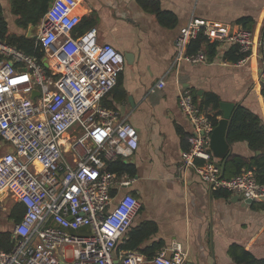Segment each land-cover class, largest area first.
<instances>
[{
    "label": "built area",
    "instance_id": "2783aa9c",
    "mask_svg": "<svg viewBox=\"0 0 264 264\" xmlns=\"http://www.w3.org/2000/svg\"><path fill=\"white\" fill-rule=\"evenodd\" d=\"M77 8V0H53L37 25L34 37L46 66L43 59L0 39V148L4 143L12 147L0 153V194L24 206L11 228L10 249L0 250V264H187L179 242L151 256L114 251L141 205L122 191L133 177L108 166L128 159L139 137L119 110L101 103L117 84L124 56L111 44L99 43L94 28L77 31ZM199 33L216 48L237 47L243 55L238 64L254 43L250 29L193 17L174 39V63L207 59L203 49L187 51ZM260 49L264 78V30ZM58 55L66 60L59 61L64 70L50 64ZM164 85L158 79L150 91ZM35 89L39 93L33 96ZM178 107L191 126L178 169H193L211 192L225 190L264 203V183L252 170L226 176L214 162L210 139L216 125L189 89H180Z\"/></svg>",
    "mask_w": 264,
    "mask_h": 264
},
{
    "label": "crops",
    "instance_id": "0c3cea01",
    "mask_svg": "<svg viewBox=\"0 0 264 264\" xmlns=\"http://www.w3.org/2000/svg\"><path fill=\"white\" fill-rule=\"evenodd\" d=\"M77 1L81 16L78 26L94 28L99 43L111 44L124 56L117 84L101 103L119 110L138 133L137 148L123 160L135 167V174L122 191L132 194L141 205L131 227L147 220L156 224V232L141 247L154 243L168 247L179 242L187 264H236L229 254L232 244L264 257V203H245L233 194L217 197L193 169H178L191 132L178 107L181 88L189 89L209 115L215 110L200 104L205 93L216 95L219 103L243 104L264 122V78L260 76L264 0H157L161 10L172 16L170 25L158 21L148 10L147 0ZM193 17L223 22L231 28L243 27L237 22L239 18H251L248 29L253 32L254 43L248 58L239 64L224 60L223 54L231 46L221 45L215 55L198 64L174 63V39L179 28ZM10 31L21 32L15 23ZM59 61L66 60L61 55L50 58L58 71L64 69ZM158 79H163L164 87L150 91ZM219 110L217 122L223 117L220 106ZM231 154L247 158L253 152L245 141L229 143L224 156L212 152L222 169ZM122 244L121 240L116 244V254L126 251L120 248Z\"/></svg>",
    "mask_w": 264,
    "mask_h": 264
},
{
    "label": "trees",
    "instance_id": "16d2710c",
    "mask_svg": "<svg viewBox=\"0 0 264 264\" xmlns=\"http://www.w3.org/2000/svg\"><path fill=\"white\" fill-rule=\"evenodd\" d=\"M50 0H11V13L15 17L14 23L16 28L20 29V33H14L9 30V24L3 15V9L0 4V39L15 45L19 49L28 54L35 55L39 60L44 56V52L40 46L36 44L34 36L27 38L25 31L29 25H38L41 18L48 9ZM148 10L154 13L158 21L163 25L172 24L170 13L161 10L157 0H147ZM252 21L249 17H241L238 19L244 28H250L249 24ZM77 31L81 32L84 29L80 26ZM197 49H203L208 57L215 55L216 43L208 41L202 33H199L195 38L191 39L187 46L188 52H194ZM243 57L238 52L237 47L231 46L223 54V59L230 62H237ZM124 94L121 93V97ZM103 100V99H102ZM200 104L202 107L210 106L215 112L210 115L211 120L216 125V116L220 114L219 100L216 95L212 93H205ZM104 106L111 107L110 104ZM225 138L228 143L237 141H245L249 149L253 152L251 157H242L239 155H228L223 165L224 174L232 176L241 171V169H250L254 172L255 178L258 182L264 183V122L258 114L252 112L247 106L243 104H236L233 108ZM108 170L116 173H126L130 177L135 174V167L126 163L122 159H118L109 164ZM215 196L228 197L230 193L225 190H217ZM24 206L20 202H12L8 209V218L13 222H17L22 217ZM156 232V224L153 221L147 220L140 225L131 227L127 238L120 245L123 250H135L147 256H151L155 250L160 248V243H154L150 247L142 248V243ZM12 245L11 230H0V250H9ZM229 254L236 264H264V257L259 258L254 256L250 251L243 246L232 244L229 247Z\"/></svg>",
    "mask_w": 264,
    "mask_h": 264
},
{
    "label": "water",
    "instance_id": "95a60500",
    "mask_svg": "<svg viewBox=\"0 0 264 264\" xmlns=\"http://www.w3.org/2000/svg\"><path fill=\"white\" fill-rule=\"evenodd\" d=\"M53 0H50L48 6L51 5ZM37 25H29L26 29L25 36L30 38L36 34ZM43 64L46 66V57H43ZM39 91L35 89L32 94H38ZM221 110L223 111V117L217 122L213 129L210 139V145L212 152L217 156H224L229 149V143L225 138L226 129L234 108V105L230 102L221 101L219 103ZM1 195V194H0ZM237 198V197H236ZM252 201L247 199L245 203H251Z\"/></svg>",
    "mask_w": 264,
    "mask_h": 264
},
{
    "label": "rangeland",
    "instance_id": "374dc122",
    "mask_svg": "<svg viewBox=\"0 0 264 264\" xmlns=\"http://www.w3.org/2000/svg\"><path fill=\"white\" fill-rule=\"evenodd\" d=\"M11 0L0 1L3 15L9 24V30H12V26L14 25L13 14L11 13L10 7ZM5 150L11 151L12 147L9 143H4L0 148V153ZM1 196V195H0ZM13 200L10 194H4L0 197V204L3 207V210H0V229L2 230H11L13 223L11 224V220L8 218V209L10 204H12Z\"/></svg>",
    "mask_w": 264,
    "mask_h": 264
},
{
    "label": "bare ground",
    "instance_id": "6f19581e",
    "mask_svg": "<svg viewBox=\"0 0 264 264\" xmlns=\"http://www.w3.org/2000/svg\"><path fill=\"white\" fill-rule=\"evenodd\" d=\"M61 57H62V56H61ZM62 59L65 60L64 57H62ZM63 70H64V69H63Z\"/></svg>",
    "mask_w": 264,
    "mask_h": 264
}]
</instances>
